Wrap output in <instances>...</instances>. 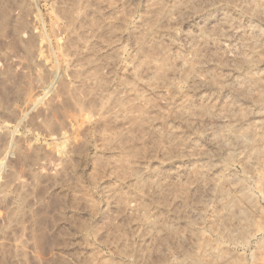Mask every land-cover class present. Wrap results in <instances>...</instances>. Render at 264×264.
Masks as SVG:
<instances>
[{"label":"rangeland","instance_id":"374dc122","mask_svg":"<svg viewBox=\"0 0 264 264\" xmlns=\"http://www.w3.org/2000/svg\"><path fill=\"white\" fill-rule=\"evenodd\" d=\"M0 264H264V0H0Z\"/></svg>","mask_w":264,"mask_h":264},{"label":"bare ground","instance_id":"6f19581e","mask_svg":"<svg viewBox=\"0 0 264 264\" xmlns=\"http://www.w3.org/2000/svg\"><path fill=\"white\" fill-rule=\"evenodd\" d=\"M59 159V158H58ZM57 165H58V163L57 162H55V163H50V164H48V166L46 167L47 168V170H51V169H53V170H56V168H57ZM43 167L41 166V169H42ZM19 184H22L23 182H24V179H18V181H17ZM262 183V182H261ZM233 202V201H232ZM235 203V202H234ZM236 204V203H235ZM238 204H236V206H237ZM239 206V205H238ZM238 209H240V207L238 208ZM243 214V213H242ZM244 216H246V215H244ZM245 220V219H244Z\"/></svg>","mask_w":264,"mask_h":264}]
</instances>
